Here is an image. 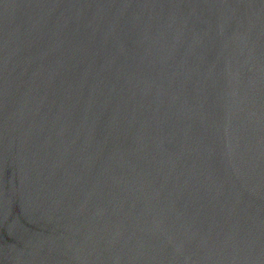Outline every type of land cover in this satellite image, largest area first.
Segmentation results:
<instances>
[{"label":"water","instance_id":"95a60500","mask_svg":"<svg viewBox=\"0 0 264 264\" xmlns=\"http://www.w3.org/2000/svg\"><path fill=\"white\" fill-rule=\"evenodd\" d=\"M0 264H264V0H0Z\"/></svg>","mask_w":264,"mask_h":264}]
</instances>
